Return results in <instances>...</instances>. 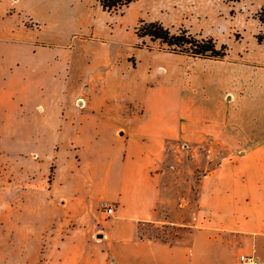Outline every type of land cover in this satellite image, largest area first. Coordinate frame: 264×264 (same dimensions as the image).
Segmentation results:
<instances>
[{
    "label": "crops",
    "instance_id": "crops-1",
    "mask_svg": "<svg viewBox=\"0 0 264 264\" xmlns=\"http://www.w3.org/2000/svg\"><path fill=\"white\" fill-rule=\"evenodd\" d=\"M202 2L211 21L215 0ZM113 15L99 0H0V134L44 136V153L9 148L11 208L31 216L12 224L23 264H239L244 253L264 264L261 26L224 59H195L135 41L128 51ZM140 51L153 53L147 66ZM101 134L111 144L94 143ZM144 224L177 234L144 239Z\"/></svg>",
    "mask_w": 264,
    "mask_h": 264
},
{
    "label": "rangeland",
    "instance_id": "rangeland-1",
    "mask_svg": "<svg viewBox=\"0 0 264 264\" xmlns=\"http://www.w3.org/2000/svg\"><path fill=\"white\" fill-rule=\"evenodd\" d=\"M262 0H215L211 8L215 10L213 19L207 21L205 12V5L202 0H190L188 2H169L168 0H136L128 7L123 8L121 13H113L114 22H116L115 31L122 35L126 41L123 43L124 48L130 51L132 47L131 42H138L137 47L152 48L157 47L167 52L173 53L169 50L191 51L190 45L168 47L160 40H151L149 37L139 39L134 37V32L139 25V21L145 22L158 21L165 27H168L175 35L179 34V30L188 31L191 36L197 39L212 38L219 48L225 45L227 54L233 43L236 42L242 35L243 31L252 32L251 30L254 20L256 24L261 26L258 35L264 38V22L259 20L261 11L264 16V3L260 6ZM118 14V15H117ZM209 19V18H208ZM136 34V33H135ZM257 37V36H256ZM138 38V39H137ZM187 38V36H184ZM4 49H7L6 43L0 39ZM182 54V53H175ZM186 55V54H183ZM188 56V55H186ZM129 54V58H130ZM153 57L152 52L140 51L135 55V59L140 62V66H147V62ZM192 57V56H189ZM200 59L202 57H192ZM4 60L0 61V66H4ZM161 63V62H160ZM66 95V94H65ZM86 112V111H85ZM96 138L93 142L102 143L103 145L111 144L110 136L108 134L94 135ZM92 137V135H91ZM25 136H13L0 134V264H23L27 248L17 243L15 239L12 224L19 222L22 225L31 222V216L28 210L21 208V211H15V202L20 206L21 200L18 199V186L13 183V174L11 175V165L13 163V153L11 149L22 151H29L36 148L43 151V135H34L30 142V136L26 139ZM28 140V142H27ZM43 151L42 153H44ZM207 152H194L199 159L204 160ZM224 152L220 149L214 151V157L220 160ZM180 159V161H179ZM183 156L179 152H170L168 163H177L178 169L183 164ZM173 161V162H172ZM183 168V166H182ZM199 174L195 173L192 177L191 183V197L190 201H194L196 197V179ZM16 205V204H15ZM13 207V208H11ZM17 224V223H16ZM14 233V234H13ZM177 234V230L173 229L167 224H144L141 227L139 235L144 239L160 237L162 239H171Z\"/></svg>",
    "mask_w": 264,
    "mask_h": 264
},
{
    "label": "trees",
    "instance_id": "trees-1",
    "mask_svg": "<svg viewBox=\"0 0 264 264\" xmlns=\"http://www.w3.org/2000/svg\"><path fill=\"white\" fill-rule=\"evenodd\" d=\"M136 0H99L100 6L104 11L109 13H121L123 8L128 7L131 3ZM259 20L264 22L263 12L259 14ZM136 36L141 39L149 37L151 40H160L168 47L173 46H184L190 45L191 51H180L169 50L173 53H182L192 57H202L211 59H224L227 56V48L225 45L217 47L216 42L212 38L208 39H197L191 36L188 31L183 29L179 30V34L182 36L175 35L171 32L168 27H165L158 21L145 22L144 20L139 21V25L135 29ZM187 36V38H184ZM257 41L264 43V38L261 35H257Z\"/></svg>",
    "mask_w": 264,
    "mask_h": 264
},
{
    "label": "built area",
    "instance_id": "built-area-1",
    "mask_svg": "<svg viewBox=\"0 0 264 264\" xmlns=\"http://www.w3.org/2000/svg\"><path fill=\"white\" fill-rule=\"evenodd\" d=\"M108 217L114 215V206L105 202L102 204ZM239 264H261L258 257L254 253H244L239 256Z\"/></svg>",
    "mask_w": 264,
    "mask_h": 264
}]
</instances>
